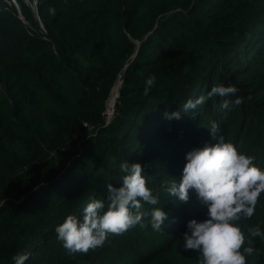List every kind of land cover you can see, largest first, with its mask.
Listing matches in <instances>:
<instances>
[{
  "label": "trees",
  "instance_id": "obj_1",
  "mask_svg": "<svg viewBox=\"0 0 264 264\" xmlns=\"http://www.w3.org/2000/svg\"><path fill=\"white\" fill-rule=\"evenodd\" d=\"M0 0V264H199L185 251L191 219L207 218L194 191L187 204L169 195L180 182L185 154L213 144L216 122L264 169V0H38L37 18L23 0ZM44 32H40L39 23ZM122 75L114 113L104 118ZM155 86L145 96L149 77ZM215 86H235L181 111ZM243 103L222 110L223 99ZM181 118L166 119L165 112ZM140 163L147 186L168 220L110 235L87 254L70 253L56 227L82 218L93 200L107 206L109 183L126 175L120 164ZM237 225L254 249L247 264H264V194L251 219ZM250 241V243H249Z\"/></svg>",
  "mask_w": 264,
  "mask_h": 264
},
{
  "label": "clouds",
  "instance_id": "obj_2",
  "mask_svg": "<svg viewBox=\"0 0 264 264\" xmlns=\"http://www.w3.org/2000/svg\"><path fill=\"white\" fill-rule=\"evenodd\" d=\"M27 1L23 0L39 21L38 0ZM6 3L16 9L19 19L24 22L17 1L8 0ZM38 23L41 32H44L42 24ZM119 79L122 81V75L117 77L115 83ZM155 82L154 76L146 80L145 96ZM238 91L235 86L212 87L207 96L187 101L181 111L187 113L207 99L230 97ZM233 103L239 106L243 99L238 97L234 102L223 99L219 107L231 110ZM113 113L114 108L110 120ZM164 117L179 120L181 113L166 111ZM218 130L219 125L212 122L209 135L215 143L188 151L180 182L173 180L166 190L183 204L188 203L189 193L194 191L200 203L206 206L207 218L203 221L189 220L187 231L183 234L184 250L198 253L199 264H247L246 257L254 249L245 247L246 237L237 221L251 219L254 215L256 205L264 194V169L254 164V157L242 154L233 143L225 142L222 136L218 137ZM120 168L126 175L118 187L111 183L107 185V206L104 201L93 200L84 208L82 218L68 215L56 227L58 240L70 253L87 254L103 246L110 235H122L137 225L147 227L144 220L149 215L152 229L161 232L168 214L161 208H154L150 213L144 211L141 201L149 205H157L160 201L147 186L142 165L123 161ZM3 203L6 201H0V205ZM248 232L252 237H264L259 225L249 228ZM28 258V253H18L13 257L14 264H25Z\"/></svg>",
  "mask_w": 264,
  "mask_h": 264
},
{
  "label": "bare ground",
  "instance_id": "obj_3",
  "mask_svg": "<svg viewBox=\"0 0 264 264\" xmlns=\"http://www.w3.org/2000/svg\"><path fill=\"white\" fill-rule=\"evenodd\" d=\"M121 82V80L119 79V81L118 82H116V84L114 85V87L112 88V92H111V95H110V100H109V102H107L108 104V106L110 107V106H112L113 105V103H114V101H115V99L117 98V96H118V90H119V87H120V83ZM111 109V108H110ZM109 111V110H108ZM111 111V110H110Z\"/></svg>",
  "mask_w": 264,
  "mask_h": 264
},
{
  "label": "rangeland",
  "instance_id": "obj_4",
  "mask_svg": "<svg viewBox=\"0 0 264 264\" xmlns=\"http://www.w3.org/2000/svg\"><path fill=\"white\" fill-rule=\"evenodd\" d=\"M24 1H27V0H24ZM28 2V1H27ZM41 32V31H40ZM116 84V83H115ZM111 92H112V90H111ZM110 95H111V93H110ZM117 99V98H116ZM116 99H115V101H116ZM109 100H110V96H109V99H108V101L107 102H109ZM115 101H114V103H113V105L112 106H108L107 104H106V120H110V117H111V114H112V112H113V108H114V105H115ZM111 108V109H110ZM109 110V111H108ZM111 110V111H110Z\"/></svg>",
  "mask_w": 264,
  "mask_h": 264
},
{
  "label": "water",
  "instance_id": "obj_5",
  "mask_svg": "<svg viewBox=\"0 0 264 264\" xmlns=\"http://www.w3.org/2000/svg\"><path fill=\"white\" fill-rule=\"evenodd\" d=\"M105 116H106V113L104 112V118H106Z\"/></svg>",
  "mask_w": 264,
  "mask_h": 264
}]
</instances>
